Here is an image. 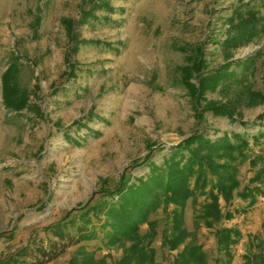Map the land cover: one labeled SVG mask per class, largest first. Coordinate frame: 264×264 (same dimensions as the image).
Segmentation results:
<instances>
[{
    "label": "rangeland",
    "instance_id": "obj_1",
    "mask_svg": "<svg viewBox=\"0 0 264 264\" xmlns=\"http://www.w3.org/2000/svg\"><path fill=\"white\" fill-rule=\"evenodd\" d=\"M247 5L264 22V0H0V257L28 242L48 245L55 237L46 226L98 199L99 189L115 184L122 173L142 176L150 151V160L161 163L171 146L193 133H264V119L257 118L264 112L263 100L236 106L238 117L248 122L241 125L202 110L205 100L232 99L236 84L226 91L206 90L196 111L181 76L184 65L202 56L207 67L189 79L198 86L199 77L226 61L218 46L226 18ZM63 19L72 20L74 37ZM257 52L252 69L230 66L237 71L231 81L243 78L249 90L264 93V35L233 49L229 60ZM14 56L20 66L17 84L38 110L16 113L2 103L1 75ZM248 153L239 165L240 186L229 201L218 199L221 214L230 211L232 218L207 225L197 214L210 199H188V236L169 250L162 246L168 213L159 209L151 215L159 221L150 244L157 262L172 264L194 242L207 264H218L225 254L216 232L228 227L240 233L230 244L228 264H256L258 253L264 258V136ZM255 185L261 192L250 205L240 192ZM102 219L93 220L98 238L68 246L46 264H67L81 245L97 262H118L131 242L105 245ZM140 228L141 235L150 232L148 223Z\"/></svg>",
    "mask_w": 264,
    "mask_h": 264
},
{
    "label": "trees",
    "instance_id": "obj_2",
    "mask_svg": "<svg viewBox=\"0 0 264 264\" xmlns=\"http://www.w3.org/2000/svg\"><path fill=\"white\" fill-rule=\"evenodd\" d=\"M105 4L109 6L107 2ZM81 10L83 11L82 8ZM63 22L70 36L74 37L72 20L63 19ZM226 22L228 28L225 36L218 42V46L225 53L226 61L199 77L198 86L189 79L194 72L200 74L207 67L202 56L194 59L191 64L184 65L181 68V76L188 92L194 97L196 111L199 109V99L206 90L213 91L221 87V91H226L231 85L236 84L239 91L232 99L225 102L205 100L202 110L247 125L248 122L242 121L236 114V106L243 100H246L249 106L264 101V93L249 90L244 86L243 78L237 79V82L231 80H235L237 76L236 67L243 70L252 69L256 55L260 52L245 60L229 59L233 49L250 44L257 37L264 35V22L257 11L249 5L246 9L236 7L226 18ZM75 49L76 46L71 45L70 51ZM70 51L68 54H71ZM232 64L235 68L230 69ZM19 68L18 58L14 56L1 75L2 103L8 111L16 113L28 107L38 110L37 104L30 103L27 90L17 84ZM257 118L264 119V112L257 115ZM260 136H264V133L224 132L216 137L201 132L193 133L171 146L163 155L161 163L150 160L152 154L150 151L151 154L149 152V156L144 160L148 166L146 173L142 176L122 173L115 184L99 189L101 194L98 199L90 200L82 207L73 208L65 215L63 221L59 220L46 226L47 230H51L55 240L49 241L48 245L37 241L28 242L0 257V264H46L63 253L68 246L98 238L93 220L99 222L102 218L99 226L103 230L101 241L105 245L131 242L122 258L114 264H162L156 261L155 249L150 246L159 223L156 219L151 220V215L159 209L168 213L170 223L162 232V246L169 250L177 249L188 236L184 227V205L188 199L194 200L199 195L210 199L203 204L201 212L197 214V218L207 225L221 217L232 218L233 213L230 211L221 214L218 199L223 197L229 201L232 198L234 190L240 186V180L237 178L239 165L250 157L248 151L252 144L259 143ZM251 181L256 182L258 179ZM103 182L105 183V180ZM258 192H261L260 187L255 185L248 190L242 189L240 194L247 198L251 205L255 202V195ZM169 204H174V208L168 210ZM144 223H148L150 232L141 235L140 227ZM216 235L218 247L225 254V259H217V263L228 264L231 258L230 244L237 241L240 233L237 229L228 227L218 230ZM254 257L256 264H264L262 253ZM67 264L103 263L97 262L93 253L81 245ZM172 264H207L206 254L200 245L194 242L187 243Z\"/></svg>",
    "mask_w": 264,
    "mask_h": 264
}]
</instances>
